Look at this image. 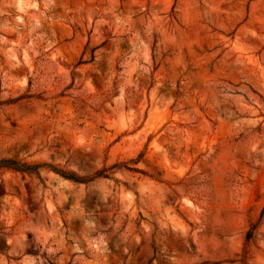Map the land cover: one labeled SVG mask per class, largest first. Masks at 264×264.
<instances>
[{"label":"rangeland","instance_id":"rangeland-1","mask_svg":"<svg viewBox=\"0 0 264 264\" xmlns=\"http://www.w3.org/2000/svg\"><path fill=\"white\" fill-rule=\"evenodd\" d=\"M3 158L0 264H264V0H0Z\"/></svg>","mask_w":264,"mask_h":264},{"label":"trees","instance_id":"trees-1","mask_svg":"<svg viewBox=\"0 0 264 264\" xmlns=\"http://www.w3.org/2000/svg\"><path fill=\"white\" fill-rule=\"evenodd\" d=\"M142 156H143V154H141L139 156V158H141ZM137 161H139V159L136 160V161L133 160L132 162L133 163H137ZM41 166H43V165L40 164V163L31 164V163L22 162L20 160L13 159V158H3V159L0 160V169L1 168H9V169L17 170V171H22V172H24V171H38ZM118 166H125L127 169H130V170H137V168L129 167L127 165H124L123 163H115L110 168L118 167ZM52 168H53V170H55L57 173L61 174L62 176L66 177L68 179L74 180L76 182H85V181H87L86 179H84L82 177H79L75 173H69V172H67V171H65L63 169H58L56 167H52ZM106 171H107V169L99 171L97 175L98 176H103V177H108ZM256 227H257V224L253 223L251 228L247 232L246 239L248 241L251 240L254 237Z\"/></svg>","mask_w":264,"mask_h":264}]
</instances>
